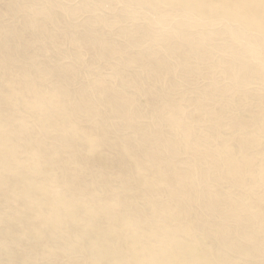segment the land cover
Returning a JSON list of instances; mask_svg holds the SVG:
<instances>
[{"label":"bare ground","instance_id":"6f19581e","mask_svg":"<svg viewBox=\"0 0 264 264\" xmlns=\"http://www.w3.org/2000/svg\"><path fill=\"white\" fill-rule=\"evenodd\" d=\"M0 264H264V0H0Z\"/></svg>","mask_w":264,"mask_h":264}]
</instances>
